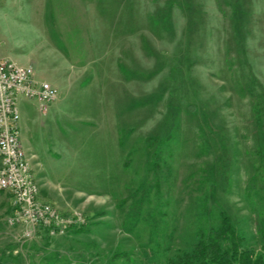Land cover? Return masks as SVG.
Returning a JSON list of instances; mask_svg holds the SVG:
<instances>
[{
  "label": "rangeland",
  "instance_id": "obj_1",
  "mask_svg": "<svg viewBox=\"0 0 264 264\" xmlns=\"http://www.w3.org/2000/svg\"><path fill=\"white\" fill-rule=\"evenodd\" d=\"M59 3L73 67L38 76L58 90L46 115L21 98L20 137L40 199L86 223L23 241L0 192L2 264H166L220 212L259 247L264 0Z\"/></svg>",
  "mask_w": 264,
  "mask_h": 264
},
{
  "label": "built area",
  "instance_id": "obj_2",
  "mask_svg": "<svg viewBox=\"0 0 264 264\" xmlns=\"http://www.w3.org/2000/svg\"><path fill=\"white\" fill-rule=\"evenodd\" d=\"M21 98L36 101L39 111L46 115L58 98V90L49 82L38 80L32 67L0 61V192L12 197L8 224L19 228L26 242L43 233L50 238H63L83 226L86 219L81 214H61L40 199V187L20 139Z\"/></svg>",
  "mask_w": 264,
  "mask_h": 264
},
{
  "label": "crops",
  "instance_id": "obj_3",
  "mask_svg": "<svg viewBox=\"0 0 264 264\" xmlns=\"http://www.w3.org/2000/svg\"><path fill=\"white\" fill-rule=\"evenodd\" d=\"M59 2L60 0H0V61L11 60L30 66L38 79L41 74L46 76L45 71L49 72L48 69H54L52 74H60L65 69L66 74L69 73L68 67L73 66L66 55L69 49L65 36L66 14L60 10ZM87 14L85 16L92 19L91 13ZM83 17V12L80 15L76 11L71 13L70 19L74 23L70 24V30L73 25L74 32L78 28L76 20L83 26ZM26 156L33 171L32 158L27 153ZM41 194L44 195L45 192L40 190V196Z\"/></svg>",
  "mask_w": 264,
  "mask_h": 264
},
{
  "label": "trees",
  "instance_id": "obj_4",
  "mask_svg": "<svg viewBox=\"0 0 264 264\" xmlns=\"http://www.w3.org/2000/svg\"><path fill=\"white\" fill-rule=\"evenodd\" d=\"M217 218L219 221L216 227L200 228L197 241L192 248L180 253L166 264H264V231L260 232L259 247L246 245L245 238L229 215L220 212ZM71 233L77 236L83 231L78 228ZM44 238L45 241L52 240L47 236ZM9 254L10 257L13 255ZM12 257L11 260L17 263L22 259L21 255ZM112 262H116V257Z\"/></svg>",
  "mask_w": 264,
  "mask_h": 264
}]
</instances>
